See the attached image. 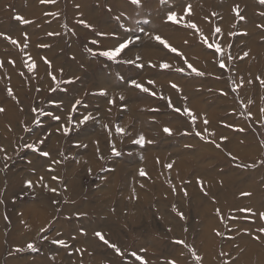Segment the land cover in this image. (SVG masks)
<instances>
[{"label":"rangeland","instance_id":"rangeland-1","mask_svg":"<svg viewBox=\"0 0 264 264\" xmlns=\"http://www.w3.org/2000/svg\"><path fill=\"white\" fill-rule=\"evenodd\" d=\"M0 33V264H264L261 0H0Z\"/></svg>","mask_w":264,"mask_h":264},{"label":"snow or ice","instance_id":"snow-or-ice-1","mask_svg":"<svg viewBox=\"0 0 264 264\" xmlns=\"http://www.w3.org/2000/svg\"><path fill=\"white\" fill-rule=\"evenodd\" d=\"M131 2L134 3V4H139V3H140V0H131ZM261 2L264 3V0H261ZM189 9H190V5L188 6V8H186V13L189 11ZM175 19H176V13H174V12H170L169 15H168V20H170V21H175ZM241 19H243V17H241ZM17 20H20V21H22L23 23H29V21L24 20L23 17H17ZM190 26L195 27V25H190ZM216 31L219 32L220 29L217 28ZM0 35H4V34H3V33H0ZM9 39H11V38L9 37ZM137 39H138V38H137ZM155 39H156L157 41H159L161 44H164L166 47H171L170 45L167 44V41H164L160 36H155ZM12 43H16V41L13 40ZM130 43H132L131 40H126V41H124L123 43H120V44H119L114 50L105 51V52L102 53V55L114 59L118 54L121 53V51H122L123 49H125L126 47H128V45H129ZM211 46H212V45H209V47H211ZM171 50H172L173 52H176V51H177V49H175V48H172ZM216 51H220L219 46L216 47ZM245 55H247V54H245ZM220 66H221V67H224V66H225L224 63H223V61H221ZM33 67H34V65H33ZM162 67L167 68V67H169V65H167V64H163ZM188 67H189V68H192V71H194V72L197 71V69L193 68L191 64H189ZM179 70H180V71H183V69H179ZM198 74H202V73H198ZM131 83H132L133 85H135L137 88H142V90H144V91H148L147 88H143V86L140 85V84H138V83H136V81H132ZM150 83H152V82H150ZM173 87H176V85H173ZM101 94H103V93H101ZM121 99H123V97H121ZM75 103H76V105H78V104L81 103V101L77 100ZM73 107H75V105H74ZM176 110H177V111H180L179 109H176ZM0 111H3V109L0 108ZM54 119L59 120L60 117L56 116V117H54ZM88 119H90V116H84V118H83V120L81 121V123H83L84 121H87ZM205 123H207V121H205ZM65 131H67V129H65ZM117 131H119V132H123L124 130H123L122 128H118ZM164 131L170 133V130H169L168 128H165ZM222 139H223V138H222ZM135 142H136V143L143 144V143L145 142V141H144V137L141 135V136L139 137V139H138L137 141H135ZM148 142L151 143V141H148ZM41 143H43V141H41ZM28 147H34V146H32V145H28ZM37 151H38V149H37ZM113 152H114L116 155H119V153L115 151V148H113ZM42 155H43V156H48L49 153H47V152H43ZM168 166L171 167L172 165H168ZM141 174H142V175L144 174L142 170H141ZM29 184H31V182H29ZM53 191H54V189H53ZM243 195H248V194H247V193H244ZM248 211H251V210L249 209ZM181 215H182V214H181ZM260 215H261L262 217H264V213H261ZM261 231H264V229H261ZM96 235H97L102 241H104V243H106V244L108 243V241L105 239V237H104L101 233L97 232ZM57 242H58V243H61V244L63 243V241H57ZM179 243H183V241H180ZM28 247L31 248L32 245L29 244ZM111 247L115 248L117 252H120V249L117 248L116 245L113 244V245H111ZM133 255H135V253H133ZM173 264H174V262H173Z\"/></svg>","mask_w":264,"mask_h":264},{"label":"bare ground","instance_id":"bare-ground-1","mask_svg":"<svg viewBox=\"0 0 264 264\" xmlns=\"http://www.w3.org/2000/svg\"><path fill=\"white\" fill-rule=\"evenodd\" d=\"M193 17H194V16H193ZM103 83H104V82H103ZM103 83H102V84H103ZM79 161H82V159H79ZM34 181H35V180H34ZM74 183H75V185H76V180L74 181Z\"/></svg>","mask_w":264,"mask_h":264}]
</instances>
